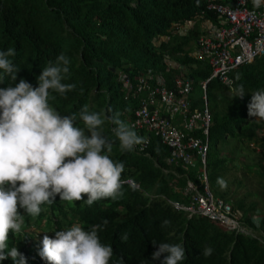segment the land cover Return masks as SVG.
<instances>
[{"label": "trees", "instance_id": "obj_1", "mask_svg": "<svg viewBox=\"0 0 264 264\" xmlns=\"http://www.w3.org/2000/svg\"><path fill=\"white\" fill-rule=\"evenodd\" d=\"M204 8L202 0H0V50L15 49L16 55L10 59L19 70L16 82L24 78L37 86L41 69L63 52L69 58V72L62 82L72 83L74 88L63 95L53 92L50 105L62 115L76 113L78 127L84 126L78 118L83 106L105 115L119 113V118L137 135L149 139L144 149L140 143L133 151L122 152L112 131L114 125L104 122V134L112 142L111 158L124 164L122 194L116 199L94 201L91 206L84 200H60L57 195L56 200L41 205L38 216L25 214L22 233L13 236L9 232V243L25 255L27 264H47L38 255L40 243L30 246L25 235L31 226L40 228L43 221V232H48L44 235L50 237L54 235L52 231L73 224L84 229L100 225L101 242L113 249L109 264H160L151 257L156 249L152 242L182 244L186 259L181 264H264L263 236L257 234L260 240L230 231L202 215L190 217L169 202L188 201L183 190L188 180L200 185L201 163L192 170L182 164H168V146L154 132H139L131 124L134 110L146 94L128 96L123 77L135 85L138 76L152 71L161 73L171 86L175 71H167L166 57L186 66L193 79L203 81L210 75L208 64L189 54L198 31L180 36L171 30L174 23L190 20ZM165 36L169 37L167 41L155 44L157 37ZM232 77L233 89L217 80L207 85L208 100L211 89L226 92L216 97L214 107L210 108L206 172L210 190L228 201L232 194L227 180L231 171L228 165L234 160L222 156L219 146L226 147L223 152L229 154L241 147L252 148L251 144L264 147V120L249 116L247 108L252 92L264 89V58L238 67ZM14 83L5 77L0 87ZM241 85L244 96L234 97V90ZM232 139L235 145L230 150ZM129 178L139 188L124 182ZM218 178L225 182L224 187L217 183ZM233 196L234 210L244 211L243 220L250 221L249 225L256 229L253 219H247L257 212L256 203L247 208L246 199L252 195L235 192ZM82 197L86 199V194ZM19 211L23 214V210ZM165 219L169 224L162 228ZM105 220L107 224L103 223ZM259 224L264 233V214ZM124 235L127 239L121 240ZM205 247L213 250L208 257L202 255ZM0 264L12 261L9 258Z\"/></svg>", "mask_w": 264, "mask_h": 264}, {"label": "clouds", "instance_id": "obj_2", "mask_svg": "<svg viewBox=\"0 0 264 264\" xmlns=\"http://www.w3.org/2000/svg\"><path fill=\"white\" fill-rule=\"evenodd\" d=\"M262 3L264 0H252L256 8ZM15 55L11 47L0 50V85L5 77L15 82L0 87V261L10 258L12 264H27L25 255L9 243V232L13 236L22 233L25 214L38 216L41 205L56 200L57 195L60 200H84L91 206L94 201L122 194L124 164L111 158L112 142L104 134V122L114 125L112 131L122 152L133 151L144 138L122 121L119 113L105 115L83 106L78 118L84 126L78 127L76 113L62 115L50 105L53 92L63 95L74 88V84L62 82L69 72V58L63 52L41 69L35 87L24 78L16 82L19 70L10 59ZM244 94L242 85L234 90V97ZM247 108L249 116L264 120V89L252 92ZM217 183L225 186L221 178ZM168 224L165 219L161 227ZM100 227L84 229L73 224L52 231L51 237L45 234L38 255L47 264H109L113 249L101 242ZM152 243L156 249L151 257L160 264H181L186 259L180 243ZM212 251L205 247L202 255L208 257Z\"/></svg>", "mask_w": 264, "mask_h": 264}, {"label": "built area", "instance_id": "obj_3", "mask_svg": "<svg viewBox=\"0 0 264 264\" xmlns=\"http://www.w3.org/2000/svg\"><path fill=\"white\" fill-rule=\"evenodd\" d=\"M202 1L205 8L200 13L185 22L174 23L171 30L180 36H189L193 31H198L189 54L206 62L211 70L210 75L201 82L204 109L200 111L191 107L189 96L194 81L191 76L175 75L171 86H168L161 73L148 71L136 78L135 85L128 78L123 79L128 96L135 98L140 93L146 94L134 110L131 124L139 132H154L168 146L171 152L167 158L168 164H182L188 169L194 167L198 160L201 163L200 185L188 180L183 190L188 201L168 200L176 209L187 212L190 217H208L230 231L259 238L242 220V215L234 210L233 204L215 196L209 188L206 166L212 114L206 90L212 80L233 89V71L257 58H264V3L256 8L252 0ZM167 58L168 72L182 69L181 63L177 61L180 67H174ZM148 143L149 139H145L140 148L144 149ZM251 146L256 148L254 144ZM256 149L264 153V147ZM124 182L139 188L130 178Z\"/></svg>", "mask_w": 264, "mask_h": 264}, {"label": "rangeland", "instance_id": "obj_4", "mask_svg": "<svg viewBox=\"0 0 264 264\" xmlns=\"http://www.w3.org/2000/svg\"><path fill=\"white\" fill-rule=\"evenodd\" d=\"M168 39L166 37H157L154 41L155 44L159 46V44L162 41H167ZM193 41H191L192 43ZM189 47V46H188ZM187 49V47H185ZM167 58V57H166ZM168 59V58H167ZM172 65L180 67L177 65V61L172 58L168 59ZM180 69V68H179ZM176 69H174L175 71ZM180 74H186L190 76V72L188 71V68L182 65V69L179 71H175L173 73V77L175 75ZM125 77H123L124 79ZM201 80L200 79H194L192 82V92L189 96L190 104L192 109H198L202 111L205 107V103L203 100L204 90L201 88ZM221 94H226V92L223 91H216L215 89H211L209 92V108H213L215 105V102L217 100L216 97H218ZM211 111V110H210ZM212 114V112H211ZM235 143L232 139L230 146V150H233ZM223 145L219 146V150L222 156H225L226 158L232 157L233 163L229 164L228 166L231 168L230 173L227 176L228 183L231 184V191L232 194L230 195V199L233 203V201L236 200V197L233 196L235 192L241 193V194H247L252 195L251 197H248L246 199L247 208L252 204L256 203L258 205L257 212L250 214V216L247 217V219L254 218L253 223L255 224V228H252L251 230L257 233L260 236L264 237L263 230L259 228L260 220L263 217L264 214V156H262V153L258 151L257 149L251 148V147H241L239 151L236 149L234 150V154H229L226 152H223L224 150ZM226 153V154H225ZM200 166L199 160L195 162L194 167H190V169H196ZM243 197V196H242ZM240 215H242V219L246 218L243 213L244 211L238 212ZM249 218V219H250ZM250 221H247L246 225L249 227ZM44 221L42 222V225L40 228L37 227H30L25 232V235L29 238V245L30 246H36L40 243L41 238L44 235L43 227H44ZM251 227V226H250ZM258 229V230H257Z\"/></svg>", "mask_w": 264, "mask_h": 264}, {"label": "crops", "instance_id": "obj_5", "mask_svg": "<svg viewBox=\"0 0 264 264\" xmlns=\"http://www.w3.org/2000/svg\"><path fill=\"white\" fill-rule=\"evenodd\" d=\"M174 61V60H173ZM177 61V60H176Z\"/></svg>", "mask_w": 264, "mask_h": 264}]
</instances>
